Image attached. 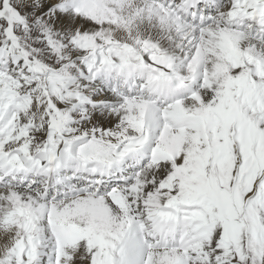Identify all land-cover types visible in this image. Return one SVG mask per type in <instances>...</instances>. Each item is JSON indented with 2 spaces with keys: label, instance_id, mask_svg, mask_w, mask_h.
<instances>
[{
  "label": "snow or ice",
  "instance_id": "obj_1",
  "mask_svg": "<svg viewBox=\"0 0 264 264\" xmlns=\"http://www.w3.org/2000/svg\"><path fill=\"white\" fill-rule=\"evenodd\" d=\"M0 264H264V0H0Z\"/></svg>",
  "mask_w": 264,
  "mask_h": 264
}]
</instances>
